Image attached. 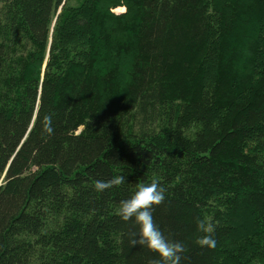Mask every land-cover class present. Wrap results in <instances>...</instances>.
Wrapping results in <instances>:
<instances>
[{"label": "trees", "instance_id": "trees-1", "mask_svg": "<svg viewBox=\"0 0 264 264\" xmlns=\"http://www.w3.org/2000/svg\"><path fill=\"white\" fill-rule=\"evenodd\" d=\"M153 178L181 264H264V0H0V264L158 259L117 215Z\"/></svg>", "mask_w": 264, "mask_h": 264}, {"label": "clouds", "instance_id": "clouds-1", "mask_svg": "<svg viewBox=\"0 0 264 264\" xmlns=\"http://www.w3.org/2000/svg\"><path fill=\"white\" fill-rule=\"evenodd\" d=\"M42 130L49 136L54 133L52 116L45 115L42 121ZM125 182L122 175L114 176L108 181H96L94 188L97 192H104L114 186H120ZM166 200V189L160 182L153 178L150 183L137 185L135 192L120 202L117 215L127 222L135 221L139 227L138 232L130 234V243L133 247L139 245L146 247L158 255V259L149 260L148 264H181L186 251L185 245L180 241L170 240L158 227L154 220V206L162 205ZM197 229L203 233L195 240V244L201 248L215 249L217 241L214 238V225L207 217L197 218Z\"/></svg>", "mask_w": 264, "mask_h": 264}, {"label": "rangeland", "instance_id": "rangeland-1", "mask_svg": "<svg viewBox=\"0 0 264 264\" xmlns=\"http://www.w3.org/2000/svg\"><path fill=\"white\" fill-rule=\"evenodd\" d=\"M117 9V8H116ZM122 9V7H118V10H121ZM126 9V8H125ZM118 10H116V11H118ZM125 11V10H124ZM118 12H123V11H118ZM234 33H236L237 35H239L240 34V31L239 30H237V31H233Z\"/></svg>", "mask_w": 264, "mask_h": 264}]
</instances>
